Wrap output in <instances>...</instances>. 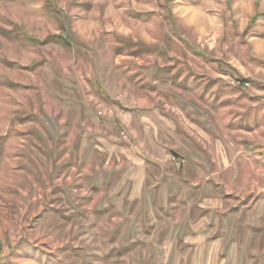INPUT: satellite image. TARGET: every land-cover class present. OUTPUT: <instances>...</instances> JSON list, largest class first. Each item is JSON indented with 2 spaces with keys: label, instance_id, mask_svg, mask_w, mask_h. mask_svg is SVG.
<instances>
[{
  "label": "rangeland",
  "instance_id": "obj_1",
  "mask_svg": "<svg viewBox=\"0 0 264 264\" xmlns=\"http://www.w3.org/2000/svg\"><path fill=\"white\" fill-rule=\"evenodd\" d=\"M180 73L207 81L178 82ZM177 83L208 86L206 102L220 107L207 115L204 161L193 163L200 186L180 196L202 204L179 217L202 215L193 228L205 241L158 246H176L178 264H264V0H0V264H128L105 252L121 244V225L99 215L114 195L86 160L92 148L140 157L155 115L143 124L139 109L168 103ZM153 154L154 170L185 169L168 149ZM154 226L168 237L169 225Z\"/></svg>",
  "mask_w": 264,
  "mask_h": 264
},
{
  "label": "crops",
  "instance_id": "obj_2",
  "mask_svg": "<svg viewBox=\"0 0 264 264\" xmlns=\"http://www.w3.org/2000/svg\"><path fill=\"white\" fill-rule=\"evenodd\" d=\"M193 51L199 54L194 49ZM208 63H211V61ZM170 68L173 69L174 66ZM166 73L154 78V81L159 83L165 81L168 76ZM216 74H218L216 75L217 78L221 76L219 72H216ZM181 75L175 76L178 82L182 80L188 81L193 77L201 78L202 82L207 81L205 75ZM177 85L176 93L170 91L175 97L168 103L164 102L162 104L163 107L159 105L154 106V108L141 107L139 109V113L143 116L139 114L138 120L143 122V124L148 122L146 119L147 115H155L151 122L153 125L152 134L149 133L148 129L145 131L148 133L149 142L146 141L145 136H141L138 139L140 157H136L134 160L129 159L124 152L119 155H101L97 153L98 149L92 148L93 154L88 155L86 160L90 164L95 161L98 162V165L90 167L94 169L91 172L98 173L95 175H97V181L100 183L99 188L114 195L113 200L110 201L111 203L103 202L97 205L96 208L100 212L99 215L105 217L106 220H110L109 223L113 222L114 226L121 225V233L116 235L117 242L121 244L116 246L114 242L112 243V249H108L105 252L118 250L117 253L121 252L122 257H127L128 261L125 263L128 264H155L156 259L158 261L157 264H178L180 261L177 259L176 246L170 245L168 251H165V248L162 250L161 246H158L162 241L178 242L181 240L191 244L205 241V236L199 231L195 233L193 228L198 221L203 219L202 215L195 218L192 217L193 214L179 217L181 210H196L198 212L203 207L202 204L181 203L180 196L181 193L194 190L200 186L198 181L203 178V170L200 165L193 163L201 164L204 161L201 156L204 154L202 146L207 145L204 139H209V131H213L207 127L209 122L207 115L212 111L217 112L220 107H211L206 102L207 98L205 96L211 94L208 86H202L199 91H191L186 86H182L179 83ZM164 104L172 108L167 112L164 109L166 107ZM126 110L130 113L129 108ZM174 112L183 117H179ZM168 115L170 118H167ZM93 138L97 142L99 137ZM152 147H159L162 152L168 149L170 153L182 157L184 161H187L186 165L183 164L185 169L171 172L164 169H152L156 165L154 161L160 162V158L153 154ZM77 161L78 163L83 162L82 156H77ZM114 162L117 163L115 166ZM131 162L133 165L140 166L134 176L128 171ZM110 163L111 165H109ZM117 166L118 168H116ZM72 167L80 170V165L76 166L74 164ZM160 167L163 166L160 164ZM193 167L197 170H192ZM187 169L194 172L186 171ZM193 178L196 181L191 180ZM119 183L120 185H118ZM202 191L203 188H201ZM147 196L151 198H147ZM155 221L157 225H169L171 228L168 237L164 240V236L161 233H155L157 227L154 226ZM206 221L209 223V219L206 218L205 221H202L204 223L201 222L198 226H204ZM143 223L153 229L150 234L144 231ZM179 224L185 226V233L181 237L174 232V229L176 228L177 230ZM187 227L190 228V231ZM109 231L111 237L109 236L107 241L114 240L115 231ZM148 243L155 244H153V247L147 246L145 248L143 244L149 245ZM193 248L188 251L191 252ZM144 249L148 251V254ZM187 257H192V254L187 253L185 258L188 259ZM148 258L151 260L146 263L145 259Z\"/></svg>",
  "mask_w": 264,
  "mask_h": 264
},
{
  "label": "built area",
  "instance_id": "obj_3",
  "mask_svg": "<svg viewBox=\"0 0 264 264\" xmlns=\"http://www.w3.org/2000/svg\"><path fill=\"white\" fill-rule=\"evenodd\" d=\"M244 85L248 86V83H244ZM121 137L123 140L129 142V138L126 134L121 133ZM168 161H169L170 165L176 167L177 169L181 168L185 162L182 157L175 156V155L169 156Z\"/></svg>",
  "mask_w": 264,
  "mask_h": 264
}]
</instances>
